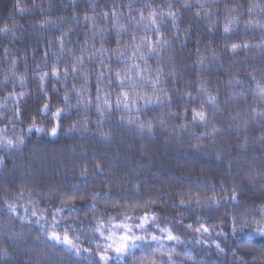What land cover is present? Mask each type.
<instances>
[{"label":"trees","instance_id":"1","mask_svg":"<svg viewBox=\"0 0 264 264\" xmlns=\"http://www.w3.org/2000/svg\"><path fill=\"white\" fill-rule=\"evenodd\" d=\"M205 7L199 9V4L194 0H171L172 11L179 13V36L172 27L170 18H158L161 25L160 32L164 38L174 41L172 47L162 54L152 56L148 60L155 75L157 65L164 67L168 72L172 65L180 73L179 82L166 78L161 87L169 90V95L175 96L171 90L179 93L191 92L195 99L187 105V122L190 126L183 132H177L176 126L185 123L177 118L167 119V128L162 129L157 124L153 134L141 133L137 124H128L130 115L123 110L105 113L103 117L96 111L95 102L91 109L83 106L79 111L69 110L62 119L63 127L57 135L52 136L47 132H27L30 123L29 113L37 115L34 111L42 106L47 99L51 100V112L58 107H63L65 89L61 83L54 80L47 82L48 96L39 94V84L33 79L36 72L45 69L42 57L45 51V43L58 37L61 32L72 28L71 41L66 47L74 48L73 53H66L60 57V69L63 71L65 64L70 63L73 55H78L80 47L85 40L88 45L94 44L100 47L101 37L93 36V32L100 29L111 28V23L106 24L98 14L102 11H111L115 4L116 11L122 13L120 23L128 29L126 33L117 37L115 32H110L105 39L104 47L115 48L117 39L121 44L130 43V37L135 30L137 37L145 35V19L139 25L129 23V15L139 19L141 5L148 4L157 11L167 12L166 0H0V27L13 23L22 25L16 29V36L11 33L7 36L0 35V80L9 73L11 59L17 56L21 58L15 69L17 75L25 74L27 77L24 88H21L14 78L9 79L7 86L0 85V103H4L3 96L8 92L28 91L30 94L21 106L24 109L23 123L17 121L15 125L0 122V128L7 124L8 138L23 135L26 138L24 145L19 148L8 149L0 146V250L6 249L7 254L0 252V264H100L97 253L103 252L102 247L89 241V237L100 241L98 233L91 231L98 221L81 220L85 216H101L105 221L115 217L117 212L142 215L147 209L143 201L154 200L151 213L158 218L161 227L172 228L174 234L179 236V242L175 241L172 248L156 250L157 257L149 255L137 248L129 252L121 259L112 256L110 264H150L151 256H155L159 264H264V234L257 229L264 226V215L257 214V210L264 209V178L257 172L249 173L250 166H264V160H253L251 157L264 155V144L258 141L264 135V117L255 116L253 109L264 112V100L255 95L251 89L257 82L264 85V0H203ZM184 3L192 4L184 8ZM35 5V7H33ZM129 5L132 8H129ZM235 6V11L229 12ZM253 6L249 13L248 9ZM24 8L23 14L18 9ZM41 9L44 11L41 12ZM94 9V10H93ZM201 16L196 17L197 10ZM149 9H145L144 15L148 16ZM210 14L205 15L204 13ZM80 17L79 22L71 19L73 14ZM96 16L93 27L91 21L85 22L83 17ZM65 17L67 22L59 21V17ZM226 17H235L236 22L229 34L224 33ZM56 21L60 27L50 31L46 26L41 27L34 22ZM253 21L247 25V21ZM87 33V35H85ZM147 35L155 39L149 31ZM233 43L249 44L250 47L240 48L233 53ZM10 49L8 60L3 59V50ZM199 49V51H197ZM147 51V49H142ZM53 52L48 53L46 68L51 69L54 60ZM175 53V55H172ZM215 53V55H214ZM131 54V49L126 55ZM57 55H59L57 53ZM204 57L203 64H197L200 57ZM97 62H85L84 71L90 73L89 90L91 96L96 95V70ZM107 62V57H105ZM133 63V61H129ZM135 63H143L135 61ZM27 64V69H25ZM41 64V69L36 65ZM113 69L123 67L116 62ZM252 74V75H249ZM253 76L255 79H253ZM200 81H205L207 94L217 97L215 106H205L209 117L207 128L199 124L191 125L192 108H199L201 101L206 99L205 94H197ZM239 81V83H236ZM16 87L13 88V83ZM83 79H68L67 87L71 89L73 84L79 87ZM53 84L59 89L58 93L52 92ZM151 93V86L143 89ZM242 94V95H241ZM78 97L72 93L70 103L75 105ZM112 99L115 100V91ZM9 107L12 101H7ZM185 105L168 108H155L152 111L144 110L139 113L141 120L152 119L160 113L174 111L184 112ZM0 111H4L0 109ZM11 116V111L7 112ZM50 116V113H49ZM124 122L120 123L121 117ZM103 121L98 124V121ZM39 126L50 129L55 121L48 116L37 115ZM80 121L75 129L69 131L73 123ZM245 123L247 127L245 128ZM215 126L222 131L207 139L197 140L196 136L205 131H210ZM109 133L110 140L101 137V133ZM247 141V147L240 145ZM201 144L197 150L194 145ZM221 152L225 159L223 162L216 159V153ZM243 157H248L244 159ZM229 160L238 161L231 165ZM103 169V175L98 174L97 166ZM87 168L88 180L79 179L83 169ZM251 175L254 180L246 177ZM112 178L116 183L112 186V198L109 200H96L88 193L108 191L107 180ZM255 184V187L252 184ZM79 184L80 191L75 201V209L69 213L67 210L58 217L61 227L48 228V231L63 233L64 221L75 220L74 227L78 231L72 233L78 246L89 251L81 250L80 253L67 251L63 246H52L47 236L41 231L40 224H51L52 213L55 208L65 201L55 195L57 192L75 191L72 185ZM236 185L238 202L220 200L218 207H202L193 199L191 205H180L179 201H188L189 194L192 197L200 195L203 204H207L213 195L219 199L221 196H231L233 186ZM139 188L136 192L134 189ZM21 189L23 196L20 195ZM164 195L162 200L157 199ZM140 202L141 206L133 208H115L118 202ZM97 203L98 207L92 209L91 204ZM15 206V211L9 210L8 205ZM42 210L36 217L31 215L34 210ZM233 216L237 219L234 222ZM245 216L247 219L245 220ZM20 217L27 219L21 220ZM39 219V223L35 221ZM200 224L210 228L207 233L196 232ZM188 225H192L188 228ZM214 226V227H213ZM235 228V231L233 229ZM217 244L220 248H217ZM171 257V259H170Z\"/></svg>","mask_w":264,"mask_h":264},{"label":"snow or ice","instance_id":"2","mask_svg":"<svg viewBox=\"0 0 264 264\" xmlns=\"http://www.w3.org/2000/svg\"><path fill=\"white\" fill-rule=\"evenodd\" d=\"M168 11L165 12L164 10L157 11L156 8H152L150 5L145 4L141 5L139 9H135L139 13V19L137 17L129 15V23L134 22L136 25L142 23L145 19L148 20V24L145 25L144 31L145 35L137 37L135 30L130 37V43L121 44L120 40L117 39L116 47L115 48H106L104 47L105 39L107 38L110 32H115L117 37H120L124 33L128 31L124 24H121L120 16L122 13H118L116 9V5L113 4L111 11H102L98 15L103 18L106 24L111 23V28L108 29H100L98 32H93V36L99 35L101 37L100 47L96 48L93 44L91 48L88 45V41L85 40L83 42V46L80 47V51L78 55H73L72 60L70 63H67L63 67V71L59 67L60 65V57L66 53H73L75 51L74 48L66 47V44L71 41V32L73 31L72 28H69L67 31L61 32L58 37H55L53 40L48 41L45 43V51L42 57L43 65L45 69L42 71H38L34 74L33 79L38 81L39 94L43 96H48L49 90L47 88V82L51 79L54 80L57 84L63 81L62 86L65 89L64 96H63V107H58L54 112H51V100L47 99L43 102L42 106L36 108L34 111L37 115H44L48 116L49 119L55 121L50 129H46L43 126L38 125L37 115H32L29 113L30 116V123L27 126L26 131L41 133L47 132V134L55 136L59 129L63 127L61 123L62 117L69 112V110H76L79 111L80 107L83 106L85 109L90 110L92 104L95 102L96 111L99 113L101 117L105 115V113L111 114L113 111H125L128 113L135 112L137 115H130L127 119L128 124H137L138 128L141 133L147 132L149 135L153 134L156 125L158 124L160 128L166 129L167 128V119L170 118H177L184 120L185 123L176 126L177 132H183L186 130L190 124L187 122V105L192 103L195 99L191 92H184L179 93L176 89H172L171 91L175 93V96L169 95V90L167 88L161 87L162 82L166 80V78H171L173 81L179 82L180 73L176 71L175 65H172V68L165 72L164 67L157 65L155 68V75H153V70L151 65L148 63V60L151 59L152 56L159 57L162 54V50L166 51L167 49L172 47L174 41H170L164 38L163 34L160 32L161 25L158 23V18L163 19L165 17L170 18L172 21V27L175 28L176 36H179V26H178V16L179 13L176 11H172L173 5L171 0H166ZM194 3L199 4V9H203L205 4L203 0H194ZM192 4L184 3L182 7L189 8ZM35 7V5L33 6ZM235 6L231 9H228L229 12L235 11ZM129 8H132L129 5ZM149 9L148 16L145 17L144 11L145 9ZM197 10L195 13L196 17L201 16V11ZM94 10V9H93ZM253 10V6H250L248 11L251 13ZM19 13L23 14L25 12L24 8L18 9ZM44 10L41 9V12ZM205 15L210 14L209 12L204 13ZM59 21L67 22L66 18L61 16L58 18ZM71 19L76 20L79 22L80 17L77 16L75 13L71 17ZM97 19L96 16H88L85 15L83 20L85 22L91 21L93 27H98L95 24V20ZM236 22L235 17H226V22L224 24V33L225 35L229 34L233 30V25ZM253 21L249 20L246 22L247 25H251ZM37 24L41 27H47L50 31H54L60 27V24L56 21H38L34 22L33 27ZM257 26L264 27V25H259L257 22ZM22 27V25H18L13 23L12 25L4 24L0 27V35L7 36L9 33L12 34L13 37L16 36V29ZM151 31L155 39L151 36L147 35V33ZM87 35V33H85ZM56 46V52H53L54 60L52 63V67L50 70L46 68L48 63V53L52 52L53 47ZM258 46H264V43ZM250 47L249 44H238L233 43L231 45V51L235 53L240 48H247ZM131 49V54L126 55ZM142 49H147V51H143ZM199 51V49H197ZM57 53L59 55H57ZM175 55V53H172ZM215 55V53H214ZM10 56V49L5 47L3 50V59L8 60ZM96 57H99L98 60V68L96 70V95L93 98L91 96L89 90V81H90V73L88 71H84L85 62H97L95 60ZM105 57H107V62H105ZM27 59V54L23 57L17 56L11 59V63L9 64V73L10 75L6 74L3 77V80H0V85L7 86V83L11 78H14V81H18L21 88H24L27 77L25 74L17 75L16 74V67L19 63V60ZM142 61L143 63H135V61ZM204 57H200L197 60V64H203ZM129 61H133V63H129ZM113 62H116L123 67H117L115 70L112 67ZM41 64H37L36 68L41 69ZM25 69H27V64H25ZM252 75V74H249ZM73 79H83V83L77 87L73 84L71 89H68L67 82L69 77ZM253 79L255 77L253 76ZM205 81H200L197 87V94H205L206 99L201 101L199 108H192V120L191 125L199 124L207 128L209 124V117L205 111V106L212 105L215 106L217 104V97L214 95L207 94L208 90L204 86ZM239 83V81H236ZM151 86V93L144 92L143 89ZM16 87V83H13V88ZM3 91V88H0V92ZM113 91H115V100L112 99ZM251 91L258 95L262 100H264V85H261L257 82L256 87L251 89ZM52 92L58 93L59 89L56 87V84H53ZM72 93L78 97L77 103L72 105L70 103L72 98ZM28 91H20V92H8L6 95L3 96L4 103H0V109L4 111H0V122L6 121L7 124H13L17 121L23 123L24 118V109L21 106V101H23L27 96H29ZM242 95V94H241ZM11 100L12 105L9 107L7 101ZM180 103L185 105L184 112L177 113L174 111H168L167 113H160L158 116L153 117L152 119H144L141 120L139 117V113L144 110L152 111L155 108H168L171 109L174 104L179 106ZM11 111L12 115L8 116L7 112ZM253 114L255 116L264 117V112H257L256 109H253ZM50 113V116H49ZM124 122V117H121L120 123ZM80 121H76L73 123L69 131L75 129ZM103 121H98V124H102ZM7 124L5 127L0 128V146H3L8 149L19 148L20 146L24 145L26 142V138L23 135L16 136L14 138H8L5 133L7 132ZM245 128L247 127V123H245ZM222 129L213 126L210 131H205L200 133L199 136H196V139L202 140L207 139L209 137H214L218 135ZM101 137L105 140H110L109 133H101ZM258 141L261 144H264V135H261L258 138ZM194 147L199 150L201 149V144H196ZM241 148L247 147V141L244 144L240 145ZM247 159L248 157H243ZM261 159L264 160V155L260 157L253 156L251 159ZM3 157H0L2 160ZM216 159L220 160L221 162L224 161L225 156L221 152L216 153ZM233 163H238V161L229 160V171H231V165ZM95 171L103 175V169L98 165ZM249 173L257 172L258 175L264 178V166L256 167L250 166L248 169ZM88 172L87 168L83 169L79 175V179H83L84 181L88 180ZM249 180H254L255 178L249 175L246 177ZM109 185L108 191L104 192H92L88 193L96 200L104 199L109 200L112 198V186L116 181L112 178H109L107 181ZM255 187V184H252ZM72 188L75 191L70 195L68 192H57L55 193L62 201H65L61 205L55 208V211L52 213V222L51 224H40L41 231L47 236V240L52 242V246L55 247L56 245H63L67 251H75L77 254L81 251V248L74 243V240H78L79 236L73 237L71 234L77 232L79 229L78 227H74L75 220H65L63 233L61 234L59 231H48V228L58 229L61 227V221L58 218L61 213L65 212L66 210L71 213L73 211H78L75 209V201L78 199L77 193L80 191V185L75 184L72 185ZM134 191L139 192L140 189L136 188ZM23 190L21 189L20 195L23 196ZM165 194L159 195L157 199L162 200ZM193 199L197 205H201L202 207H209L212 208L213 206L218 207L220 204V200H225L228 202H238L239 197L236 190V185L234 184L231 196H221L219 199L215 195L209 198L207 204H203L200 198V195H196L192 197L189 194L188 201L181 199L179 201L180 205H191ZM143 206L147 209L143 215H138L135 212L132 214L127 213H120L117 212L115 217L105 221L103 217L93 215L91 217L85 216L81 220V225L83 224V220H95L98 221L95 224L91 231L95 234L98 233L99 236L103 239L104 243H100L98 240H94L92 237H89V241L92 243H96L97 247H102L103 252L97 253L99 257L100 264H110L112 260V253H115L117 258H122L126 256L130 250L137 249L140 247V242L144 241L146 237L138 235L136 230L145 231L147 227L155 225L156 228L163 234L162 236H157L155 234L149 237L153 241H162V240H170V241H177L179 242V236L174 234L172 228L169 227H160L159 223L157 222L158 218L155 214L151 213V206L156 203L154 200H145L142 202ZM141 206L140 202L133 203L131 201L125 202H118L113 205L115 208H133L136 209ZM92 209H96L98 207L97 203H93L90 205ZM10 211H15V206L12 204L8 205ZM43 215L42 210H34L32 211L31 215L36 217L37 214ZM257 214L264 215V209L257 210ZM21 220L27 219L26 217H20ZM237 219L236 216H233V221L235 222ZM245 220L247 217L245 216ZM138 220V223H132L131 221ZM39 223V219L35 221ZM192 225H188V228H191ZM214 227V226H213ZM119 230V233L117 232ZM196 232H203L207 233L210 231V228L205 224H200L197 228H195ZM235 231V228L233 229ZM261 234H264V226H261L257 229ZM217 248H220V245H216ZM83 251H89L88 249H84ZM3 254H7V250L3 249L0 250ZM171 259V257H170ZM150 264H159L156 257L153 256Z\"/></svg>","mask_w":264,"mask_h":264},{"label":"rangeland","instance_id":"3","mask_svg":"<svg viewBox=\"0 0 264 264\" xmlns=\"http://www.w3.org/2000/svg\"><path fill=\"white\" fill-rule=\"evenodd\" d=\"M143 215V214H142ZM132 223H138L139 221H131ZM161 227V226H160ZM117 232L119 233V230H117ZM136 233L138 235L144 236L146 237V239L144 241L140 242V248H142V246L146 245V247L150 248L147 250L141 249L144 252H147L149 255H153L155 254L157 257H161L163 254H156V250H164V248L169 249L172 248V245L175 243V241H170V240H162V241H153L151 240L149 237H151V235L155 234L157 236H162L163 234L156 228L155 225L149 226L146 228L145 231H141V230H136ZM102 243H104L103 239H102ZM63 246V245H61ZM64 247V246H63ZM80 247V246H79ZM81 250H83L82 247H80ZM135 249L130 250V252L134 251ZM74 253H76L74 250L72 251ZM81 252V251H80ZM79 252V253H80ZM114 258L116 259H121V258H117V256L115 255V253L111 254ZM123 258V257H122ZM152 258V256H151Z\"/></svg>","mask_w":264,"mask_h":264},{"label":"bare ground","instance_id":"4","mask_svg":"<svg viewBox=\"0 0 264 264\" xmlns=\"http://www.w3.org/2000/svg\"><path fill=\"white\" fill-rule=\"evenodd\" d=\"M12 212H14V211H12ZM147 246V244L146 245H144V246H142V247H146Z\"/></svg>","mask_w":264,"mask_h":264}]
</instances>
